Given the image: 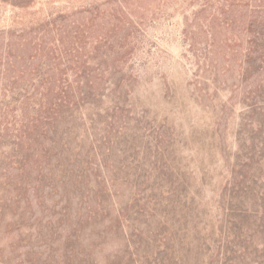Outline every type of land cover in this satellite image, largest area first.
Segmentation results:
<instances>
[{"label":"rangeland","instance_id":"rangeland-1","mask_svg":"<svg viewBox=\"0 0 264 264\" xmlns=\"http://www.w3.org/2000/svg\"><path fill=\"white\" fill-rule=\"evenodd\" d=\"M120 1L0 0V55L42 52L101 93L60 124L38 196L0 201V264H264V66L247 67L248 34L242 56L220 36L203 58L202 0H129L118 25Z\"/></svg>","mask_w":264,"mask_h":264},{"label":"trees","instance_id":"trees-1","mask_svg":"<svg viewBox=\"0 0 264 264\" xmlns=\"http://www.w3.org/2000/svg\"><path fill=\"white\" fill-rule=\"evenodd\" d=\"M128 3L129 0H121L112 8L111 15L118 25L130 15ZM242 5H250L251 11L257 12L261 20L251 16L242 25ZM191 16L193 25H200L207 37L206 45L200 51L203 58L210 55L220 36L226 51L235 55L239 52L242 56L244 30L248 34L247 67L251 66L252 56L260 60V67L264 66V0H202ZM127 36L128 33L124 32L122 38ZM184 36L187 40L192 39L189 47L195 45L193 33L184 31ZM13 51L7 46L0 55V201L6 205V200H12L17 208L21 207L22 200L30 201V188L34 197L38 196L40 184L37 182L41 183L44 178L41 170L48 164L49 149L56 134L65 133L59 130L60 124L82 104L101 93L96 92L99 82H94L98 76L80 69L57 71L42 52L38 55V59L43 60L40 65L29 61L34 55L17 56ZM126 53L118 59L127 57ZM98 61L105 63V58L99 57ZM238 65L242 79V59ZM237 165L238 168L233 170L232 184L242 191V169H239L242 160ZM34 170H37L35 175ZM26 209L23 207L18 216Z\"/></svg>","mask_w":264,"mask_h":264}]
</instances>
